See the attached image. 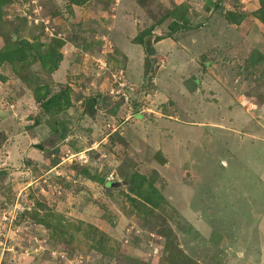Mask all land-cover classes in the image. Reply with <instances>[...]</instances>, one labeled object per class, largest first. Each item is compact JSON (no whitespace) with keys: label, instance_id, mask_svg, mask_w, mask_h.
<instances>
[{"label":"rangeland","instance_id":"rangeland-1","mask_svg":"<svg viewBox=\"0 0 264 264\" xmlns=\"http://www.w3.org/2000/svg\"><path fill=\"white\" fill-rule=\"evenodd\" d=\"M0 264H264V0H0Z\"/></svg>","mask_w":264,"mask_h":264},{"label":"trees","instance_id":"trees-1","mask_svg":"<svg viewBox=\"0 0 264 264\" xmlns=\"http://www.w3.org/2000/svg\"><path fill=\"white\" fill-rule=\"evenodd\" d=\"M138 3L143 6L146 7V0H138ZM200 26L198 25H192L190 23H188L187 21L184 23H178V22H173L172 25H170L169 28V34L166 37H171L173 34L179 32V31H191V30H196L197 28H199ZM165 36H160L156 38V41H160L164 38ZM153 35L152 33H147L146 37L142 36L139 41L138 44H140L143 47L144 50V54H145V72H149L152 68V64L154 62V59L152 58L153 55L155 54V47L153 46ZM152 72V70H151ZM154 74V72H153ZM58 96L53 95L52 97H50L46 102L43 103L42 108L44 109V111L46 113H49L50 111V105L54 104L57 102ZM65 105L69 106L70 105V100L69 97L67 96L65 99ZM96 106H97V99L96 98H90L87 100L85 107H86V111L88 112V114L90 116L95 115L96 113Z\"/></svg>","mask_w":264,"mask_h":264},{"label":"water","instance_id":"water-1","mask_svg":"<svg viewBox=\"0 0 264 264\" xmlns=\"http://www.w3.org/2000/svg\"><path fill=\"white\" fill-rule=\"evenodd\" d=\"M107 186H109V187H112V186H113V184L111 183V184H108Z\"/></svg>","mask_w":264,"mask_h":264}]
</instances>
